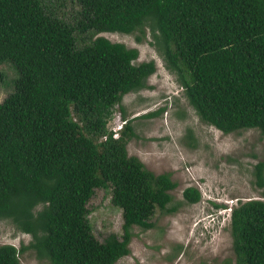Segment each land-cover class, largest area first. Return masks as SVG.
<instances>
[{
    "label": "trees",
    "instance_id": "1",
    "mask_svg": "<svg viewBox=\"0 0 264 264\" xmlns=\"http://www.w3.org/2000/svg\"><path fill=\"white\" fill-rule=\"evenodd\" d=\"M77 2L69 16L65 2L0 0V64L18 72L0 103V221L33 236L21 248L0 245V264H22L29 249L51 264H116L131 253L135 226L152 228L157 210L179 209L173 173L157 174L129 154L131 120L118 139L107 129L115 107L148 86L157 63H137L138 48L101 33L146 36L149 28L205 123L264 135V0ZM255 174L264 188V162ZM101 188L111 189L124 219L123 235L103 241L88 207ZM183 195L189 204L203 198L194 186ZM231 229L237 263L264 264V199L235 206Z\"/></svg>",
    "mask_w": 264,
    "mask_h": 264
},
{
    "label": "rangeland",
    "instance_id": "2",
    "mask_svg": "<svg viewBox=\"0 0 264 264\" xmlns=\"http://www.w3.org/2000/svg\"><path fill=\"white\" fill-rule=\"evenodd\" d=\"M61 2L67 3L63 11L69 16L79 10L77 0H53L54 5ZM99 35L138 48L137 63L156 61L158 69L149 77L148 86L126 94L123 109L116 106L115 110L131 120L137 134L128 144L129 154L138 156L157 174L172 172L179 183L173 191L179 209L173 213L157 210L152 228L135 226L131 253L116 264H238L233 249L232 208L241 201L264 199V188L258 186L255 174L257 164L264 162V135L258 128L224 133L205 123L151 43L154 39L149 28L146 36L140 31ZM0 73L2 103L14 91L18 72L11 63L4 62ZM190 186L201 190L200 202L185 203L183 192ZM216 203L227 208H218ZM88 207L99 240L111 233L123 235V210L113 203L111 189H97ZM32 240L31 234L18 230L11 221H0V245L9 243L21 248ZM21 261L51 264L31 249L21 254Z\"/></svg>",
    "mask_w": 264,
    "mask_h": 264
},
{
    "label": "built area",
    "instance_id": "3",
    "mask_svg": "<svg viewBox=\"0 0 264 264\" xmlns=\"http://www.w3.org/2000/svg\"><path fill=\"white\" fill-rule=\"evenodd\" d=\"M125 122V119L122 117V113H119L115 110L112 116V119L108 122L107 124V129L110 132L113 133V136L115 138H117L120 133H119V129L123 127ZM108 138V134H106L103 139H107Z\"/></svg>",
    "mask_w": 264,
    "mask_h": 264
},
{
    "label": "clouds",
    "instance_id": "4",
    "mask_svg": "<svg viewBox=\"0 0 264 264\" xmlns=\"http://www.w3.org/2000/svg\"><path fill=\"white\" fill-rule=\"evenodd\" d=\"M126 120H127V119H125V122H126ZM126 124H127V123H124L123 127L119 129V133H120V135H119L116 139H118V138L121 137L122 131L124 130ZM114 138H115V137H114ZM218 204H219V203H218ZM221 205H223V207H221V208H227V205H225V204H221ZM232 209H233V208H232ZM221 214H222V213H221Z\"/></svg>",
    "mask_w": 264,
    "mask_h": 264
}]
</instances>
